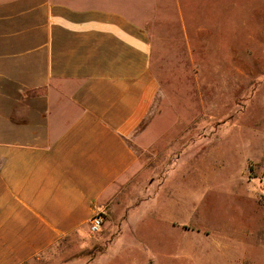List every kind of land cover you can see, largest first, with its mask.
<instances>
[{
	"label": "crops",
	"instance_id": "0c3cea01",
	"mask_svg": "<svg viewBox=\"0 0 264 264\" xmlns=\"http://www.w3.org/2000/svg\"><path fill=\"white\" fill-rule=\"evenodd\" d=\"M228 3L0 0V264H50L97 215L114 242L159 199L181 137L196 144L198 88H245L244 57L264 55V4L229 33ZM209 93L208 120L232 113Z\"/></svg>",
	"mask_w": 264,
	"mask_h": 264
},
{
	"label": "rangeland",
	"instance_id": "374dc122",
	"mask_svg": "<svg viewBox=\"0 0 264 264\" xmlns=\"http://www.w3.org/2000/svg\"><path fill=\"white\" fill-rule=\"evenodd\" d=\"M261 3L264 0H229L223 11L229 33L239 28L242 15L252 16ZM221 44L213 42L214 51ZM260 55L256 45V57H244L245 68L256 69L245 73V88H198L197 119L191 121L196 144L188 147V137H181L173 155L178 161L165 166L157 201L147 200L145 209L131 208V224L114 242L89 231L85 240L55 255L50 264H264V74L258 73L264 55ZM204 77L197 74L203 86ZM208 93L213 101L219 100L215 114L232 111L227 118L208 120L204 112ZM179 94L182 101L177 105L180 102L184 113L183 102L188 100L183 99L188 95L182 88ZM183 119L177 132L188 122ZM229 130L237 132L228 135ZM206 131L214 136L206 138ZM208 139L213 146L205 144Z\"/></svg>",
	"mask_w": 264,
	"mask_h": 264
},
{
	"label": "built area",
	"instance_id": "2783aa9c",
	"mask_svg": "<svg viewBox=\"0 0 264 264\" xmlns=\"http://www.w3.org/2000/svg\"><path fill=\"white\" fill-rule=\"evenodd\" d=\"M102 225H103L102 216L99 215L94 216L90 221V232L92 234H98L102 229Z\"/></svg>",
	"mask_w": 264,
	"mask_h": 264
}]
</instances>
